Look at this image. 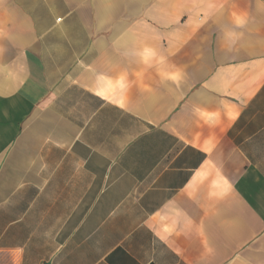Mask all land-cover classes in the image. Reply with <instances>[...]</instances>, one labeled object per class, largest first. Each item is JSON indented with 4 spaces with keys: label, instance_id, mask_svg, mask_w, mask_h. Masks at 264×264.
Segmentation results:
<instances>
[{
    "label": "crops",
    "instance_id": "0c3cea01",
    "mask_svg": "<svg viewBox=\"0 0 264 264\" xmlns=\"http://www.w3.org/2000/svg\"><path fill=\"white\" fill-rule=\"evenodd\" d=\"M0 264H264V0H0Z\"/></svg>",
    "mask_w": 264,
    "mask_h": 264
}]
</instances>
